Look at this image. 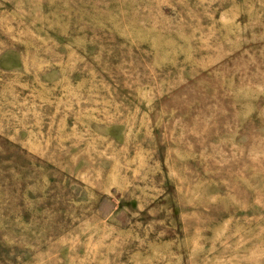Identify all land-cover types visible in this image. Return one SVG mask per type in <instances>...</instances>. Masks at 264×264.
<instances>
[{
    "label": "rangeland",
    "instance_id": "374dc122",
    "mask_svg": "<svg viewBox=\"0 0 264 264\" xmlns=\"http://www.w3.org/2000/svg\"><path fill=\"white\" fill-rule=\"evenodd\" d=\"M0 264H264V0H0Z\"/></svg>",
    "mask_w": 264,
    "mask_h": 264
}]
</instances>
